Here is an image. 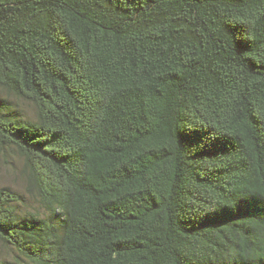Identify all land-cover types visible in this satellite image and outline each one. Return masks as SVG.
I'll return each mask as SVG.
<instances>
[{"label":"trees","instance_id":"trees-1","mask_svg":"<svg viewBox=\"0 0 264 264\" xmlns=\"http://www.w3.org/2000/svg\"><path fill=\"white\" fill-rule=\"evenodd\" d=\"M0 264H264V0H0Z\"/></svg>","mask_w":264,"mask_h":264},{"label":"rangeland","instance_id":"rangeland-1","mask_svg":"<svg viewBox=\"0 0 264 264\" xmlns=\"http://www.w3.org/2000/svg\"><path fill=\"white\" fill-rule=\"evenodd\" d=\"M0 99L10 100V104H14V107L21 115L27 118L33 117V110L30 105L10 99L1 90ZM21 169L20 160L11 150L0 149V189H12L13 192L17 193L22 199L21 210L32 211L37 205L25 193V186L21 177ZM12 254L11 249L0 244V259H10Z\"/></svg>","mask_w":264,"mask_h":264}]
</instances>
